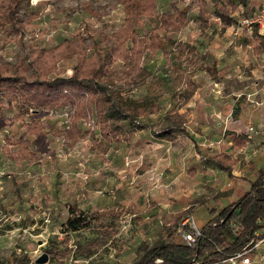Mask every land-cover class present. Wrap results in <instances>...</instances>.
<instances>
[{"label":"rangeland","instance_id":"rangeland-1","mask_svg":"<svg viewBox=\"0 0 264 264\" xmlns=\"http://www.w3.org/2000/svg\"><path fill=\"white\" fill-rule=\"evenodd\" d=\"M125 1L0 0V66L38 79L41 72L28 66L38 50L57 62L60 77L70 78L78 60L66 44L80 48L79 60L101 62L99 49L126 28ZM248 2L255 13L264 8V0ZM243 18L237 16L239 23ZM254 30L223 29L211 18L202 32L194 10L174 39L193 46L198 59L185 53L172 65L158 53L147 61V71L164 79L158 96H149L146 86L123 87L124 97L154 103L151 115L120 122L121 129L105 138L93 111L89 122H77L80 138L69 144L50 129L70 130L72 104L32 109L50 127L36 161L11 160L2 152L8 140L24 134L21 119L28 117L17 91L6 92L0 82V115L6 118L0 128V264H37L43 255L45 264H134L165 226H177L169 240L184 243L180 224L189 220L202 229L213 210L238 201L264 172V40ZM124 64L116 60L112 69L121 75ZM170 131L175 136L161 137ZM248 131L251 138L239 149L232 137ZM76 215L89 226L68 231L65 224ZM241 255L220 264H264V230Z\"/></svg>","mask_w":264,"mask_h":264},{"label":"trees","instance_id":"trees-1","mask_svg":"<svg viewBox=\"0 0 264 264\" xmlns=\"http://www.w3.org/2000/svg\"><path fill=\"white\" fill-rule=\"evenodd\" d=\"M210 1L213 4V14L208 10V0H193L190 4L177 0L171 2L166 9H162L160 0H126V28L108 37L114 40L110 47L99 49V54L103 55L101 62L79 60L80 55L84 56L79 52L80 48L74 44H66L65 51L78 60L70 78L60 77V72L56 73L57 62L47 61L45 53L38 50L30 53L32 61L28 65L36 72H41L38 79L29 81L26 74L23 73L22 76L16 68L0 66L3 88L8 93L11 90L17 91L27 108L28 117L27 121L21 119L24 121L21 126L24 134L19 136L17 142H6L2 149L4 155L11 160H37L35 150H39L38 145L42 148L40 143L46 140L49 127L44 125L39 115L30 114L32 109H57L72 104L75 114L69 119L70 130L62 132L51 129V134L66 135L65 139L69 144L80 138L81 131L77 130V122H89L93 111L97 117V127L105 138L115 135L121 129L118 126L120 122L151 115L154 103L149 102L147 97L142 100L124 97L123 87L130 89L146 86L149 96H158L164 79L147 71V61L158 53L169 59L172 65L177 55L182 57L185 53L198 59L193 46L174 39L175 35L188 28L194 10H198L199 29L202 32L209 29L211 18L217 19L223 29H228L239 25L237 16L250 18L255 13L249 8L248 0ZM144 21L147 23L142 26ZM257 37L264 40V36L257 34ZM119 59L125 62V70L121 75L112 69V64ZM177 63L182 67V64ZM53 73L57 76L48 79ZM9 74L14 80L7 79ZM5 121L6 118L0 115V128L5 125ZM178 129L182 133L186 132L185 128ZM173 134L170 131L161 137H173ZM232 140L238 148H244L248 142L245 135H233ZM13 145L18 147L17 151L11 149ZM259 173L258 180L238 201L221 212H211L214 218L201 229V236L196 238L194 244L170 241L177 226L175 229L165 226L164 233L152 246L144 247V255L134 264H157L158 261L161 264H220L223 260L253 248L257 244L258 233L264 230V172ZM71 213L75 214L74 209ZM65 226L68 231L78 232L87 228L89 222L82 215H76L68 219ZM184 229L190 234L195 233L191 225H186Z\"/></svg>","mask_w":264,"mask_h":264},{"label":"built area","instance_id":"built-area-1","mask_svg":"<svg viewBox=\"0 0 264 264\" xmlns=\"http://www.w3.org/2000/svg\"><path fill=\"white\" fill-rule=\"evenodd\" d=\"M240 25L248 28L249 30L257 29L260 32H264V8L262 10L257 11L256 13H254L253 16L250 18L244 17L240 21L239 26ZM246 136L251 138V134L249 131H248ZM186 225H191L193 227V229L195 230V233L190 234V233L186 232L184 229ZM178 229L181 231L182 235L184 236V239H185L184 242H188L189 244H194L196 242V238L198 236H201V229H198L189 220H187L185 223L180 224V227ZM237 256L243 257L244 255L239 254Z\"/></svg>","mask_w":264,"mask_h":264},{"label":"water","instance_id":"water-1","mask_svg":"<svg viewBox=\"0 0 264 264\" xmlns=\"http://www.w3.org/2000/svg\"><path fill=\"white\" fill-rule=\"evenodd\" d=\"M48 262V256L47 255H43L40 258L37 259L36 263L37 264H45Z\"/></svg>","mask_w":264,"mask_h":264},{"label":"crops","instance_id":"crops-1","mask_svg":"<svg viewBox=\"0 0 264 264\" xmlns=\"http://www.w3.org/2000/svg\"><path fill=\"white\" fill-rule=\"evenodd\" d=\"M217 20V19H216ZM218 21V20H217ZM254 31H256V30H254ZM258 31V30H257ZM260 32V31H259ZM262 33V36H264L263 34H264V32H261ZM49 127V126H48ZM49 129H50V127H49ZM48 129V130H49ZM52 129H54V128H52ZM49 133V132H48ZM50 133H51V129H50ZM235 136V135H234ZM235 137H241V136H235ZM234 142V141H233ZM236 144V143H235ZM237 145V144H236ZM239 149H243V148H239Z\"/></svg>","mask_w":264,"mask_h":264}]
</instances>
